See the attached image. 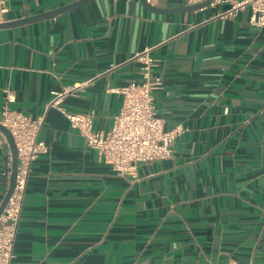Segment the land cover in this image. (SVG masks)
Here are the masks:
<instances>
[{
  "label": "crops",
  "instance_id": "0c3cea01",
  "mask_svg": "<svg viewBox=\"0 0 264 264\" xmlns=\"http://www.w3.org/2000/svg\"><path fill=\"white\" fill-rule=\"evenodd\" d=\"M76 1L8 0L4 22ZM249 15L229 2L161 13L93 0L0 29V110L43 117L48 146L32 166L11 264H264V28ZM144 54L162 81L156 112L179 134L170 158L120 174L63 111L93 112L94 130L110 131L123 101L113 90L140 81ZM9 172L0 147V203Z\"/></svg>",
  "mask_w": 264,
  "mask_h": 264
},
{
  "label": "built area",
  "instance_id": "2783aa9c",
  "mask_svg": "<svg viewBox=\"0 0 264 264\" xmlns=\"http://www.w3.org/2000/svg\"><path fill=\"white\" fill-rule=\"evenodd\" d=\"M206 0H185L187 5ZM8 0H0V23L8 12ZM229 2L233 10L249 9V24L254 28H264V0H214ZM228 14H232L230 11ZM143 64L139 82H132L113 91L123 97L120 112L115 116L113 126L108 132L94 130V113H63L70 125L85 139L86 146L96 151L99 158L120 174H129L136 164L165 160L173 153V144L178 130L166 131L163 120L158 116L153 92L160 88V78L152 77L153 59L147 54L139 57ZM7 102L15 100L7 93ZM55 98L51 106L56 105ZM0 124L12 134L18 152V165L13 192L0 216V264H11L14 258V245L21 219L27 182L37 158L48 151L45 142L39 140L44 118H33L22 112L4 106L0 110ZM0 147L8 149V143L0 132ZM10 173L8 176L10 177ZM226 264H241L234 260Z\"/></svg>",
  "mask_w": 264,
  "mask_h": 264
},
{
  "label": "water",
  "instance_id": "95a60500",
  "mask_svg": "<svg viewBox=\"0 0 264 264\" xmlns=\"http://www.w3.org/2000/svg\"><path fill=\"white\" fill-rule=\"evenodd\" d=\"M91 1H93V0H78V1L73 2L71 4H67L65 6L50 10V11L42 13V14H38L35 16L27 17V18H22L19 20L11 21V22H2V23H0V29L17 27V26L29 24L32 22L41 21L44 19L56 17L60 14H63V13L72 11L76 8H79V7L89 3ZM141 1L143 2V4L148 9L155 11V12L183 13V12L195 11V10L204 8L206 6H209L210 4L213 3L214 0H206L202 3L193 4V5H185V6H181V7H177V8H172V9H159V8L153 7L150 4H148L147 0H141ZM0 132L5 137V139L8 143L10 153H11V173H10V179H9V185H8L7 191L5 193L3 200L0 203V216H1L6 204L8 202V199L10 198V196L13 192V189H14L16 173H17V165H18V152H17V148L15 145L14 138H13L12 134L10 133V131L5 126L0 124Z\"/></svg>",
  "mask_w": 264,
  "mask_h": 264
}]
</instances>
